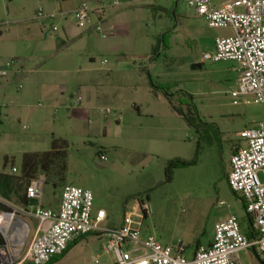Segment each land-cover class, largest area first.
<instances>
[{
    "label": "rangeland",
    "instance_id": "374dc122",
    "mask_svg": "<svg viewBox=\"0 0 264 264\" xmlns=\"http://www.w3.org/2000/svg\"><path fill=\"white\" fill-rule=\"evenodd\" d=\"M117 1L114 8L123 14L102 23L106 36L95 30L92 15L79 28L84 33L67 40L64 27L78 28L69 11L82 0H0V63L13 59L24 68L20 79L0 86V171L16 167L18 174L25 153L50 151L54 139H64V181L57 188L45 183L44 208L59 206L64 185L82 187L93 195V212L102 208L109 215L101 226L112 227L142 201L149 207L140 219L144 235L163 245L183 243L185 257L192 258L196 245L212 240L215 224L230 215L242 233L251 228L227 175L231 154L245 146L239 132L264 121V104L231 95L238 84L235 62L203 58L231 29L209 26L186 0ZM57 2L65 17L36 18L40 9L50 14ZM113 10L107 7L105 19ZM57 35L67 41L60 48ZM162 88L174 94V105L189 120L173 110ZM176 158L196 163L174 169L168 182L167 163ZM0 204L31 232L38 225L35 205L1 197ZM107 239L87 234L51 264H112L102 249ZM28 243L24 239L21 258ZM258 255L242 250L241 263L262 264Z\"/></svg>",
    "mask_w": 264,
    "mask_h": 264
},
{
    "label": "built area",
    "instance_id": "2783aa9c",
    "mask_svg": "<svg viewBox=\"0 0 264 264\" xmlns=\"http://www.w3.org/2000/svg\"><path fill=\"white\" fill-rule=\"evenodd\" d=\"M186 2L209 26L232 30L231 36L215 39L214 52L204 53V60L235 62L238 84L231 95L234 98L253 96L256 102L264 104V0H225L221 4H215L213 0ZM118 5L117 0L97 6L82 0L73 12L77 26L85 27L96 14L95 30L106 36L102 23L107 7ZM56 16L45 14L42 9L36 14L40 19ZM14 63L13 59L0 63V85L9 80ZM79 100L80 96L76 102ZM238 135L245 141V146L237 147L230 156L228 183L244 200L247 216L251 219L252 237L242 233L237 217L230 215L227 220L215 224L214 237L208 245H198L192 258H186L185 244L163 245L155 236L144 235L140 219L147 217L149 207L143 202L137 203L133 211L125 212L121 225L113 228L101 226L107 213L104 209L93 212V195L82 187L64 185L58 208H44L41 200L45 176L40 174L27 188L29 206L35 205L33 215L38 225L32 232L27 227L24 239L29 243L23 258L20 257L21 246L18 248L12 243L19 218L15 211L0 210V225L10 217L7 227L0 226V264L28 261L46 264L61 255L70 243L90 233L107 236L102 249L110 256L112 264H242L240 252L249 249L256 250L264 260V121ZM17 171L12 167L9 173Z\"/></svg>",
    "mask_w": 264,
    "mask_h": 264
},
{
    "label": "trees",
    "instance_id": "16d2710c",
    "mask_svg": "<svg viewBox=\"0 0 264 264\" xmlns=\"http://www.w3.org/2000/svg\"><path fill=\"white\" fill-rule=\"evenodd\" d=\"M160 41L154 46L153 53L156 55L158 48L160 47ZM165 92L170 104L172 105L173 110L183 116L186 120L189 118L185 115L184 111L174 105L172 96L173 93H169L167 88H162ZM190 96V95H189ZM192 99V98H191ZM181 103L186 105H191L188 101L180 100ZM68 143L64 139H54L52 142V149L43 153H25L22 160L21 169L18 174H11L4 171H0V197L14 202L17 205L28 207L30 204L29 198H27V188L30 185L31 181L36 178L40 173L45 175V183H52L55 188L62 185L64 181L66 166L67 151L66 148ZM236 150V149H235ZM234 150V151H235ZM9 158H4V167L7 166ZM196 163V158L192 160H184L180 158L169 160L166 167V181L172 180L173 170L180 167H187L194 165ZM228 179V175H227ZM235 193V192H234ZM142 204V201L140 202ZM0 207L5 208L0 204ZM245 207V204H244ZM7 209V208H6ZM250 223V230L247 233L249 237L253 236L251 219L248 217ZM84 237V236H83ZM82 238V237H81ZM81 238H78L74 242L70 243L64 252L63 255L73 244L77 243ZM200 245L199 243L196 247ZM256 251V250H255ZM260 256V255H258ZM260 258V257H259ZM57 259V256L51 259L46 264H51ZM26 264H32L27 262ZM264 264V260L262 261Z\"/></svg>",
    "mask_w": 264,
    "mask_h": 264
},
{
    "label": "crops",
    "instance_id": "0c3cea01",
    "mask_svg": "<svg viewBox=\"0 0 264 264\" xmlns=\"http://www.w3.org/2000/svg\"><path fill=\"white\" fill-rule=\"evenodd\" d=\"M64 1H71V0H63V3H65ZM109 1L110 0H91V5H93V6H97V5H99V4H107V3H109ZM80 4V3H79ZM79 4L77 5V6H75L71 11H69V12H71V13H73L74 12V10L79 6ZM115 7H117V6H115ZM114 10L112 11V13L110 14H108V17L109 18H107V19H103V22L105 23V24H111V20H117V17H119L120 15H122L123 14V11H122V9L123 8H114V7H112ZM119 11V12H118ZM121 12V13H120ZM50 14H56L57 16H63V17H65V14H66V9L64 8V6L62 5V3H60V2H57L56 3V5H55V7H54V9H53V11L50 13ZM112 14H114L113 16H112ZM56 16V17H57ZM93 16H95L96 17V19H97V15L96 14H93ZM37 18V17H36ZM43 19V18H42ZM113 22V21H112ZM78 27V26H77ZM82 29V28H81ZM76 31V32H75ZM84 33V31L83 30H80L79 29V27L77 28V30H74V29H71V28H69V27H64V30H63V33L62 34H64V36L67 38V40H72L74 37H76V36H79V35H82ZM64 37V38H65ZM56 42H57V46L60 48V47H62L65 43H67V41L66 40H64L63 39V37L62 36H56ZM24 74V68L22 67V65L20 66V67H18V66H13V68L11 69V72H10V76H9V80L7 81V82H5V83H3V84H1L0 86H4V85H7L9 82H10V80H18V79H20V76L21 75H23ZM58 208V207H57ZM99 209H102V208H99ZM98 209V210H99ZM106 211V210H105ZM106 213H107V211H106ZM108 219H109V215H108V213H107V218H106V220L104 221V222H106V221H108ZM122 223V222H121ZM121 223H119L118 225H115V226H112V228L113 227H118V226H120L121 225ZM212 240H210L208 243H206V244H201V243H199L200 245H208L210 242H211ZM186 248H187V246H186ZM195 250H196V247H195V249H194V252H195ZM194 252H193V254H194Z\"/></svg>",
    "mask_w": 264,
    "mask_h": 264
},
{
    "label": "bare ground",
    "instance_id": "6f19581e",
    "mask_svg": "<svg viewBox=\"0 0 264 264\" xmlns=\"http://www.w3.org/2000/svg\"><path fill=\"white\" fill-rule=\"evenodd\" d=\"M4 222V224H3ZM1 223V227H7L10 223V217H8L5 221ZM28 232V228L25 222L21 221L20 219L16 220L15 229L13 231V240L12 243L15 244L18 248L22 245L24 241V236ZM19 238V239H18ZM26 240V239H25Z\"/></svg>",
    "mask_w": 264,
    "mask_h": 264
}]
</instances>
